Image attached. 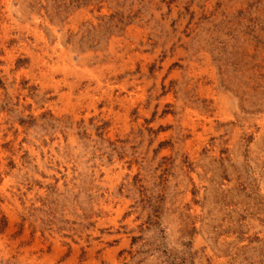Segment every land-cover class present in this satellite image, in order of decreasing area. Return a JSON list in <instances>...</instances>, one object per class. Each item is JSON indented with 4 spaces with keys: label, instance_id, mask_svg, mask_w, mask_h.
I'll use <instances>...</instances> for the list:
<instances>
[{
    "label": "rangeland",
    "instance_id": "374dc122",
    "mask_svg": "<svg viewBox=\"0 0 264 264\" xmlns=\"http://www.w3.org/2000/svg\"><path fill=\"white\" fill-rule=\"evenodd\" d=\"M0 264H264V0H0Z\"/></svg>",
    "mask_w": 264,
    "mask_h": 264
}]
</instances>
